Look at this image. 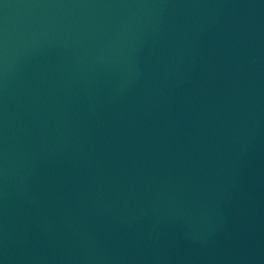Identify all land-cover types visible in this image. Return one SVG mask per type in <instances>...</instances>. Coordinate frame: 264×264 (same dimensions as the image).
I'll use <instances>...</instances> for the list:
<instances>
[{
	"label": "water",
	"instance_id": "1",
	"mask_svg": "<svg viewBox=\"0 0 264 264\" xmlns=\"http://www.w3.org/2000/svg\"><path fill=\"white\" fill-rule=\"evenodd\" d=\"M0 264H264V0H0Z\"/></svg>",
	"mask_w": 264,
	"mask_h": 264
}]
</instances>
